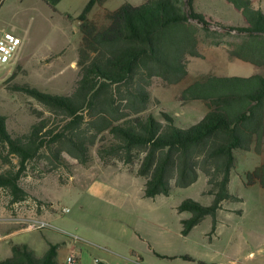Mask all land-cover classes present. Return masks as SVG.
<instances>
[{
  "label": "rangeland",
  "instance_id": "1",
  "mask_svg": "<svg viewBox=\"0 0 264 264\" xmlns=\"http://www.w3.org/2000/svg\"><path fill=\"white\" fill-rule=\"evenodd\" d=\"M88 1L60 0L56 4L55 0H0V35L10 32L21 39L12 62L0 65V115L11 136L27 133L39 118L55 119L46 107L17 92L16 86L28 84L49 94H69L78 80L84 26L100 30L107 24V13L123 3L137 6L146 0H103L91 9L86 20H79ZM251 2L264 11V0ZM194 9L233 26H243L240 16L221 0H194ZM210 30L209 37L199 31L203 58L188 59V74L182 82L167 85L158 78L152 80L147 113L162 120L160 113L165 112L185 128L206 113L200 102L179 101L181 91L189 84L208 74L264 75V67L230 59L223 49L239 43L241 34L216 26ZM214 41L220 47L211 45ZM91 156L90 163L82 166L62 154L65 165L55 167L48 163V153L44 152L21 172L19 184L24 197L15 201L9 190L0 188V261L10 257L13 245L27 246L37 258L54 245L57 264H67L72 249L79 264H264V189L244 183L246 172L264 163V143L260 154L253 150L235 152L228 189L242 202L224 204L218 211L214 233L211 218L206 217L186 237L181 235L180 221L189 214L178 213L177 206L186 199L204 206L212 200L204 193L207 186L201 172L188 188H173L168 196L145 198L140 177L105 175L111 171L129 172V168L136 174L137 163L126 166L115 159L111 161L113 165L104 164L96 148L91 150ZM17 162L14 155L0 147V173H15ZM86 174H98V193H90L86 180H78ZM63 209L68 212L63 213ZM42 216L45 217L40 219ZM40 221L49 226L35 228ZM153 250L164 255H187L194 260L186 263L161 259Z\"/></svg>",
  "mask_w": 264,
  "mask_h": 264
},
{
  "label": "trees",
  "instance_id": "2",
  "mask_svg": "<svg viewBox=\"0 0 264 264\" xmlns=\"http://www.w3.org/2000/svg\"><path fill=\"white\" fill-rule=\"evenodd\" d=\"M102 1L89 0L79 20H86ZM221 1L240 16L243 26L195 11L194 0H146L137 6L127 2L106 14L107 24L102 29L84 26L78 80L69 94H49L28 84L16 86L17 92L46 107L55 119L39 118L27 133L13 137L0 115V147L18 159L15 173H0V188L9 190L17 201L25 196L19 179L28 162L47 152L52 166L65 165L62 154L87 166L91 150L96 148L104 164L113 165L115 159L126 166L138 164L136 175L144 180L145 198L168 196L173 188H188L201 172L207 186L204 193L212 200L204 206L186 199L177 206L178 213L189 214L180 221L181 235L186 237L206 217L211 218L214 233L218 211L224 204L242 202L228 189L235 152L253 150L260 154L262 150L264 75L208 74L189 84L179 101L200 102L206 113L185 128L176 117L161 112L162 120H158L147 109L154 78L176 85L187 77L188 59L203 58L200 30L208 37L213 26L241 34L239 43L223 48L228 57L264 67V11L255 8L251 0ZM211 45L220 47L215 41ZM244 183L264 189V163L246 172ZM56 254L54 245L40 258L25 245H13L10 257L0 264H57ZM180 258L193 261L188 256Z\"/></svg>",
  "mask_w": 264,
  "mask_h": 264
},
{
  "label": "built area",
  "instance_id": "3",
  "mask_svg": "<svg viewBox=\"0 0 264 264\" xmlns=\"http://www.w3.org/2000/svg\"><path fill=\"white\" fill-rule=\"evenodd\" d=\"M21 47V39L10 32H3L0 35V65L10 64L15 57L17 51ZM62 212H68V209H63ZM49 224L45 221L36 223L35 228H46ZM76 239V238H74ZM67 264H79L78 257L75 252H71L66 259Z\"/></svg>",
  "mask_w": 264,
  "mask_h": 264
},
{
  "label": "crops",
  "instance_id": "4",
  "mask_svg": "<svg viewBox=\"0 0 264 264\" xmlns=\"http://www.w3.org/2000/svg\"><path fill=\"white\" fill-rule=\"evenodd\" d=\"M256 67V66H255ZM120 174H126V175H130V176H136V177H138L136 174H132V173H130V172H124V171H122V172H115V171H111L110 172V174H105V175H112V176H120ZM98 175V174H97ZM97 175H91V174H89V175H85L84 177L82 176L81 178H79L78 180H81V179H84V180H86V182H87V184L89 185V192L90 193H98V191H99V189H100V182L97 180ZM111 176V177H112ZM199 177V176H198ZM142 179V178H141ZM78 180H77V182H78ZM143 180V179H142ZM143 186H144V180H143ZM53 206H54V204H53ZM46 216V215H45ZM45 216H42V217H40V219L41 218H43V217H45ZM185 219V218H184ZM75 249H72V251L73 252H75L74 251ZM153 254L156 256V257H158L157 255H159V256H165V257H177L176 259H174V260H171V261H176V260H180V261H183V262H186V263H191V261H186V260H183L182 258H180V257H183V256H187V255H164V254H158L157 252H155L154 250H153ZM188 257H190V256H188ZM159 258V257H158ZM191 258V257H190ZM140 260H141V258H139ZM193 259V258H192ZM194 260V259H193ZM200 263H203V264H207V263H205V262H200Z\"/></svg>",
  "mask_w": 264,
  "mask_h": 264
},
{
  "label": "water",
  "instance_id": "5",
  "mask_svg": "<svg viewBox=\"0 0 264 264\" xmlns=\"http://www.w3.org/2000/svg\"><path fill=\"white\" fill-rule=\"evenodd\" d=\"M77 22H80V21H77Z\"/></svg>",
  "mask_w": 264,
  "mask_h": 264
}]
</instances>
